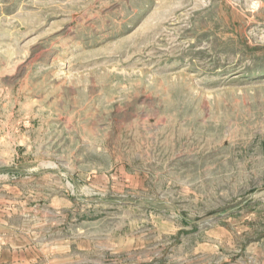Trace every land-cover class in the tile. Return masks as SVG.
<instances>
[{"label":"rangeland","instance_id":"obj_1","mask_svg":"<svg viewBox=\"0 0 264 264\" xmlns=\"http://www.w3.org/2000/svg\"><path fill=\"white\" fill-rule=\"evenodd\" d=\"M0 264H264V0H0Z\"/></svg>","mask_w":264,"mask_h":264}]
</instances>
